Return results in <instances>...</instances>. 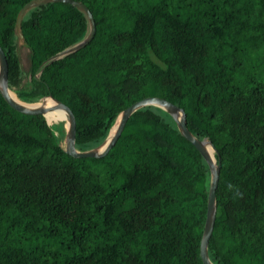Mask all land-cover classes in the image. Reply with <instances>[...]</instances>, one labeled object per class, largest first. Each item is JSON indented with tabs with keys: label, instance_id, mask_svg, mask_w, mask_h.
I'll use <instances>...</instances> for the list:
<instances>
[{
	"label": "trees",
	"instance_id": "obj_1",
	"mask_svg": "<svg viewBox=\"0 0 264 264\" xmlns=\"http://www.w3.org/2000/svg\"><path fill=\"white\" fill-rule=\"evenodd\" d=\"M30 1L0 0L16 97L66 105L79 151L146 97L181 108L220 164L210 261L264 264V0H72L95 34L46 66L85 37L87 21L47 3L24 14L20 43L15 21ZM64 134L63 122L21 114L0 94V264H202L210 172L165 111L134 112L101 158L67 155Z\"/></svg>",
	"mask_w": 264,
	"mask_h": 264
},
{
	"label": "water",
	"instance_id": "obj_2",
	"mask_svg": "<svg viewBox=\"0 0 264 264\" xmlns=\"http://www.w3.org/2000/svg\"><path fill=\"white\" fill-rule=\"evenodd\" d=\"M47 3H65V4H69L72 7H75L85 16L88 26V32L81 41L51 56L48 60L44 61L41 66H46L48 64L53 63L54 61L61 60L67 57L68 55L75 53L79 49L85 47L92 40L95 34V23L93 17L89 12V10L82 3L72 0H39V1L33 0L25 4L20 9L16 17L15 27L21 43L23 42V36L21 33V21L24 14L32 8L42 6ZM41 72L42 69L36 75V79L39 78ZM10 91L11 90L8 87V65L5 58V54L0 48L1 96L3 97L5 102L15 111L24 115L43 116L47 124H48L46 120L47 113H51L54 110L63 112L66 123L64 124L65 134L62 139V142L60 143V146L63 148V151L67 155L73 158H101L105 156L116 143L117 139L119 138L120 134L124 129V126L128 118L137 110L148 106H154L165 111L175 122L180 135L184 139H186L198 151V153L202 156V158L204 159V161L206 162L209 168L210 183H209L208 196L206 202L205 223L199 244V256L202 264H213L208 257V242L213 231L215 215H216L215 190L217 187V182L219 177L220 164L214 158L216 149L212 145L211 141L208 138H203L202 140H199L188 130L186 125V116L181 108L159 97H146L142 100L133 103L132 105L124 109L117 116L114 125L110 129L104 141L99 146L86 151H79L75 148L76 121L73 113L66 105L52 98L50 95L46 97H42L40 101L37 103L27 104L20 101L18 98L16 101L13 100L9 95ZM49 99L55 103L54 106L46 107V102Z\"/></svg>",
	"mask_w": 264,
	"mask_h": 264
},
{
	"label": "bare ground",
	"instance_id": "obj_3",
	"mask_svg": "<svg viewBox=\"0 0 264 264\" xmlns=\"http://www.w3.org/2000/svg\"><path fill=\"white\" fill-rule=\"evenodd\" d=\"M9 95L13 100H15V101L17 100L16 95L12 91L9 92ZM54 105H55V103L52 100H50V99L47 100L46 107H52ZM46 120H47L49 125H52L53 123H57L60 121H62L64 124L66 123L64 113L61 111H58V110H54L51 113H47L46 114Z\"/></svg>",
	"mask_w": 264,
	"mask_h": 264
},
{
	"label": "rangeland",
	"instance_id": "obj_4",
	"mask_svg": "<svg viewBox=\"0 0 264 264\" xmlns=\"http://www.w3.org/2000/svg\"><path fill=\"white\" fill-rule=\"evenodd\" d=\"M21 43V42H20ZM19 54H20V57H21V61H22V66L24 69H26L27 67V59H26V56H27V50L24 48V47H20L19 48ZM62 121L60 122H57V123H61ZM55 124V123H53Z\"/></svg>",
	"mask_w": 264,
	"mask_h": 264
}]
</instances>
